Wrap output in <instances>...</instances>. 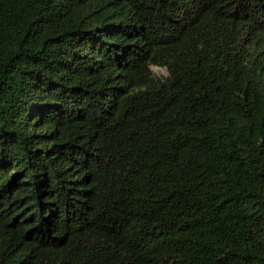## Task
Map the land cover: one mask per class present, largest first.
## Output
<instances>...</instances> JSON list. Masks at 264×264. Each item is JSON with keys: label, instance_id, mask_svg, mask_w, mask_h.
<instances>
[{"label": "trees", "instance_id": "16d2710c", "mask_svg": "<svg viewBox=\"0 0 264 264\" xmlns=\"http://www.w3.org/2000/svg\"><path fill=\"white\" fill-rule=\"evenodd\" d=\"M0 264H264V0H0Z\"/></svg>", "mask_w": 264, "mask_h": 264}, {"label": "rangeland", "instance_id": "374dc122", "mask_svg": "<svg viewBox=\"0 0 264 264\" xmlns=\"http://www.w3.org/2000/svg\"><path fill=\"white\" fill-rule=\"evenodd\" d=\"M152 70L155 75V77L160 80L162 83L166 84L168 83V70L165 66L161 65H152Z\"/></svg>", "mask_w": 264, "mask_h": 264}]
</instances>
